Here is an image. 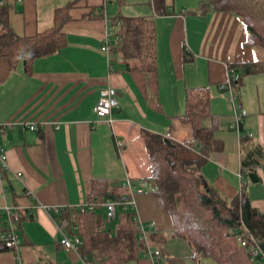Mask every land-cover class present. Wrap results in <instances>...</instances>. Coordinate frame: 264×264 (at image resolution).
<instances>
[{"label": "crops", "instance_id": "obj_1", "mask_svg": "<svg viewBox=\"0 0 264 264\" xmlns=\"http://www.w3.org/2000/svg\"><path fill=\"white\" fill-rule=\"evenodd\" d=\"M142 1H7L9 24L22 37L52 29L57 10L71 7L64 26L66 45L37 59L31 73L22 61L13 67L0 56V126H16L0 133L8 163V169L0 168V207L9 205L19 212L16 230L21 239L18 252L0 249V264H17V255L21 264H87L79 250L62 246L59 224L67 221L66 211L93 205V185L103 180L118 189L106 199L118 193L132 196L136 208L130 210L146 230L165 238L153 246L161 251L160 264H213L196 259L189 242L173 235V220L154 194L146 135L170 134L177 143L191 140L192 126L182 121L186 94L208 87L210 110L219 116L216 137L224 149L213 153L200 172L223 197L240 195L243 158L255 147L264 151V78L244 90L243 83L238 90L247 141L230 128L228 93L219 86L228 79L230 65L258 60L260 53L246 45V27L233 13L213 9L209 0H172V14L154 17L156 70H138L116 42L109 54L102 47L108 28L114 35L119 31L112 17L154 15L151 2ZM186 50L190 60L185 59ZM108 86L117 90L119 102L111 121L95 112ZM212 123L211 118L204 120L206 126ZM21 124H36L38 129L22 132ZM200 156L199 148L180 152L183 160ZM259 161L254 169L259 182H252L249 174L243 180L252 207L264 212V159ZM5 217L0 214V225ZM137 264L154 263L142 257Z\"/></svg>", "mask_w": 264, "mask_h": 264}, {"label": "trees", "instance_id": "obj_2", "mask_svg": "<svg viewBox=\"0 0 264 264\" xmlns=\"http://www.w3.org/2000/svg\"><path fill=\"white\" fill-rule=\"evenodd\" d=\"M170 1L154 0V15H119L110 19L111 24L119 28L115 33L119 37L116 41L118 50L125 59L132 60L138 70L147 73L156 70L154 17L172 14ZM208 3L215 10L236 15L246 27V45L264 53V0H209ZM70 7L69 4L57 10L52 29L22 37L11 28L6 7L0 6V56L7 57L13 67L22 61L26 72L31 73L37 59L52 56L66 45L64 26L69 19ZM189 57L186 50L185 59L190 60ZM229 69L233 70L232 84L239 94L246 76L264 73V57L260 54L258 60L233 64ZM210 101L208 87L187 91L182 121L192 126L193 137L188 142L177 143L161 135H146L154 194L173 220V235L189 242L196 259L207 258L215 264H256L248 248L237 240L239 233L250 232L259 239L264 251V212L252 207L246 193L247 184L243 183L240 195L227 199L210 187L200 172L213 153L224 149L223 140L216 137L219 116L212 114ZM206 118H211L210 126L204 124ZM238 133L242 140L250 139L242 124ZM190 148L201 150L199 159L180 158V152ZM259 159H264V151L259 147L246 154L242 160L243 177L255 171L260 165ZM117 191L107 180L96 182L90 195L93 210L81 212L75 209L63 214L68 222V233L82 240L78 248L80 255L94 264H137L145 257L146 246L141 232L136 229L135 212L120 209L112 224L106 221L101 203ZM146 233L152 247L165 240L151 229Z\"/></svg>", "mask_w": 264, "mask_h": 264}, {"label": "built area", "instance_id": "obj_3", "mask_svg": "<svg viewBox=\"0 0 264 264\" xmlns=\"http://www.w3.org/2000/svg\"><path fill=\"white\" fill-rule=\"evenodd\" d=\"M7 1L8 0H0V6H5ZM16 1L20 2L22 0H16ZM147 1L151 2L153 6L154 0H147ZM183 12L185 13L186 10H183ZM111 31L112 28L111 27L108 28V34L105 38V42L102 47V51L108 54L109 52H111L112 43L119 40V37L117 35H114L113 32ZM233 76H234L233 70L228 69V79L226 80V82L220 84L219 89L221 91H225L229 93V100L230 103L233 105V109H234V117L230 124V128L236 132H239L240 124H242V116H241L242 106L241 104L237 103L239 96L235 92L232 84ZM118 107H119L118 92L114 87L108 86L101 91L100 97L98 99L95 108V112L99 118L108 119L109 121H111L112 115ZM13 127L16 126H11V125L0 126V133H2L6 129ZM18 129H20L22 132L36 131L38 129V125L21 124L18 126ZM166 138L170 139V134H168ZM0 168L3 170L8 169L7 154L6 152H4L1 146H0ZM18 176H20V174H18ZM240 179L242 181L241 187L243 189L244 178L242 174L240 175ZM125 187L129 188L127 184L125 185ZM101 205L105 210L106 221L108 224L113 223L117 219L119 209L134 210L136 208L135 201L132 198V196L126 194H123L122 196H116L112 199H106L104 202H102ZM45 209L49 210V208L46 207ZM79 209L82 212H84L87 209L93 210L94 205H90L88 207H80ZM0 214L6 216L4 223L0 225V249L13 250L15 252H18V250L21 247V239L16 230V224L20 219V214L15 207L9 205H4L0 207ZM67 227H68V223L66 221L59 224V230L62 233L61 244L67 251H77L79 246L82 245V240L77 235H70L68 233ZM136 229L141 232L140 237L145 242V246H146L145 258H149L154 264H160L161 251L151 246V244L148 241V236L146 233L147 230L145 226L142 224V222L138 220V218H137ZM237 240L242 246L248 248L251 259L254 262H256V264H264V251L260 246V241L258 238H256L250 232H248V233H239L237 235ZM17 264H21V258L19 255H17ZM87 264H93V263L87 262Z\"/></svg>", "mask_w": 264, "mask_h": 264}, {"label": "rangeland", "instance_id": "obj_4", "mask_svg": "<svg viewBox=\"0 0 264 264\" xmlns=\"http://www.w3.org/2000/svg\"><path fill=\"white\" fill-rule=\"evenodd\" d=\"M126 2L128 3V4H134V3H142L143 4V2L144 1H142V0H126ZM190 2V1H189ZM110 6H113V4H109ZM116 5H117V1H116ZM118 6V5H117ZM123 8L124 9H126V8H132L131 7V5H124L123 6ZM117 9V8H116ZM260 54H262V56L264 57V53L262 52L261 53V51H260ZM258 55H259V53H258ZM260 78H264V74H260V75H252V76H249V77H246L245 78V80H244V86H243V88H242V90H244L246 87H250V86H253L252 85V83H254V82H252V81H256V80H258V79H260ZM249 80H251V81H249ZM241 90V91H242ZM227 93V92H226ZM227 95V102H228V108H229V121L230 122H232L231 120H233V117H234V109H233V105L230 103V100H229V93L228 94H226ZM240 96V100L238 99V101H237V103H239V104H241L240 103V101H241V95H239ZM241 114H242V112H241ZM236 132V131H235ZM67 222V221H66ZM68 228V227H67ZM68 230V229H67ZM85 260H86V262H91L90 260H88V259H86V258H84ZM93 263V262H92ZM213 264H215L214 262H212ZM94 264V263H93Z\"/></svg>", "mask_w": 264, "mask_h": 264}, {"label": "water", "instance_id": "obj_5", "mask_svg": "<svg viewBox=\"0 0 264 264\" xmlns=\"http://www.w3.org/2000/svg\"><path fill=\"white\" fill-rule=\"evenodd\" d=\"M249 178L252 182H259V178L255 172L250 173Z\"/></svg>", "mask_w": 264, "mask_h": 264}]
</instances>
